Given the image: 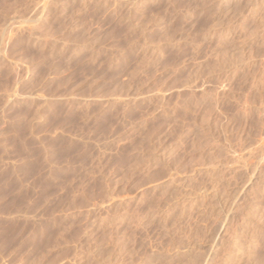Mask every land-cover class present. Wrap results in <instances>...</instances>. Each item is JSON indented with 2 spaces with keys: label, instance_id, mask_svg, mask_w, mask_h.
Instances as JSON below:
<instances>
[{
  "label": "rangeland",
  "instance_id": "1",
  "mask_svg": "<svg viewBox=\"0 0 264 264\" xmlns=\"http://www.w3.org/2000/svg\"><path fill=\"white\" fill-rule=\"evenodd\" d=\"M249 219L264 0H0V264H264Z\"/></svg>",
  "mask_w": 264,
  "mask_h": 264
},
{
  "label": "bare ground",
  "instance_id": "2",
  "mask_svg": "<svg viewBox=\"0 0 264 264\" xmlns=\"http://www.w3.org/2000/svg\"><path fill=\"white\" fill-rule=\"evenodd\" d=\"M188 196V195H187ZM193 196H195V194L193 195ZM203 198V197H202ZM196 199H198V198H196ZM195 200V199H194ZM211 200H212V198H211ZM194 202V201H193ZM201 202V201H200ZM199 202V203H200ZM208 203V202H207ZM197 205V204H196ZM200 204H198V206L196 207V208H198L199 209V213H200V211H203L204 212V210H201L200 209V207H204V209H205V204L204 205H202V203H201V205L199 206ZM211 206H214V205H212L211 204ZM210 206V207H211ZM216 206H217V204H216ZM197 209V210H198ZM206 210V209H205ZM196 211V210H195ZM207 213V212H206ZM201 214V213H200ZM205 214V213H204ZM206 215V214H205ZM254 215V214H253ZM200 216V215H199ZM202 216V215H201ZM208 216V215H207ZM239 216V215H238ZM256 216V215H255ZM261 216V215H260ZM259 216V217H260ZM251 217H253V216H251ZM200 218V217H199ZM256 218V217H255ZM240 219V218H239ZM253 219V218H252ZM257 219V218H256ZM260 220V219H259ZM261 221H263V220H261ZM201 222H202V220H201ZM260 222V221H259ZM230 223H231V221H230ZM240 223V222H239ZM242 223V222H241ZM257 223V224H256ZM256 223H254V221L253 220H251V219H249V220H247L246 222H244L243 223V225H242V227L240 228V230L238 231L239 232V235L237 236V237H239V238H237V240H246V239H251L253 236L251 235V236H249V235H247V233L249 232L248 230L250 229V230H252L254 233H258V231H262V232H264V228H263V230H262V227L259 225V223L258 222H256ZM240 225V224H239ZM234 234H235V232H234ZM259 234V233H258ZM263 235V234H262ZM261 235V236H262ZM234 236V235H233ZM248 236H249V238H248ZM254 237H256V236H254ZM194 238V237H193ZM196 238V237H195ZM194 238V239H195ZM222 239V238H221ZM255 239V238H254ZM259 239V238H258ZM264 239V238H263ZM190 240V239H189ZM198 240V239H197ZM236 240V241H237ZM242 240V241H243ZM199 241V240H198ZM197 242V241H196ZM180 244H181V242H179ZM200 243V242H199ZM238 243H239V241H238ZM257 243V242H256ZM195 244V243H194ZM177 245V244H176ZM236 245V244H235ZM178 246V245H177ZM177 246H176V248H177ZM188 246V245H187ZM199 246V245H198ZM181 247V246H180ZM182 247H184V246H182ZM180 250H181V248H180ZM249 252V251H248ZM247 252V253H248ZM254 252V251H253ZM234 255V254H233ZM250 255V254H249ZM252 255H253V253L250 255L251 257H252ZM198 256V255H197ZM196 256V257H197ZM201 256H202V254H201ZM256 256V255H255ZM195 257V256H194ZM195 257V258H196ZM235 257V256H234ZM233 257V258H234ZM248 257V256H247ZM198 258V257H197ZM204 258V257H203ZM250 258V257H249ZM257 258V257H256ZM259 258V257H258ZM184 259V258H183ZM186 259V258H185ZM190 259V258H189ZM192 259H194V258H192ZM232 259V258H231ZM230 259V260H231ZM253 259H255V258H253ZM257 259H255V261H256ZM192 261V260H191ZM232 261H233V259H232ZM259 261H261V260H259ZM164 262V261H163ZM184 262H186V261H184ZM189 262V261H188ZM157 263H159V262H157ZM187 263V262H186ZM258 263H260V262H258ZM160 264H161V262H160ZM169 264V263H168ZM183 264V263H182ZM195 264V263H194ZM231 264V263H230Z\"/></svg>",
  "mask_w": 264,
  "mask_h": 264
}]
</instances>
